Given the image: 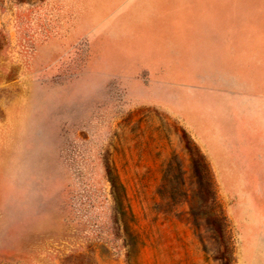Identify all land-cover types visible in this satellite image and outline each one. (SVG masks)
I'll return each mask as SVG.
<instances>
[{"label":"rangeland","instance_id":"374dc122","mask_svg":"<svg viewBox=\"0 0 264 264\" xmlns=\"http://www.w3.org/2000/svg\"><path fill=\"white\" fill-rule=\"evenodd\" d=\"M0 264H264V0H0Z\"/></svg>","mask_w":264,"mask_h":264},{"label":"trees","instance_id":"16d2710c","mask_svg":"<svg viewBox=\"0 0 264 264\" xmlns=\"http://www.w3.org/2000/svg\"><path fill=\"white\" fill-rule=\"evenodd\" d=\"M109 182L111 184V189H112L111 193H112L113 200L116 205L117 211H119V213L125 212L124 201L126 200V194H125V189L122 183L120 182L118 176L114 174L109 175Z\"/></svg>","mask_w":264,"mask_h":264}]
</instances>
